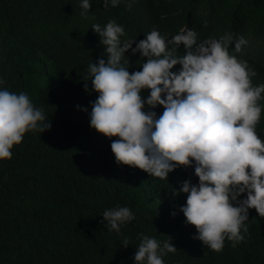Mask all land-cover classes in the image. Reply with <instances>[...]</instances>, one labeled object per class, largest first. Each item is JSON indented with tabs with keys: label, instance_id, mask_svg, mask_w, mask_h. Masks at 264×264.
<instances>
[{
	"label": "trees",
	"instance_id": "16d2710c",
	"mask_svg": "<svg viewBox=\"0 0 264 264\" xmlns=\"http://www.w3.org/2000/svg\"><path fill=\"white\" fill-rule=\"evenodd\" d=\"M253 94L264 0H0V264H264Z\"/></svg>",
	"mask_w": 264,
	"mask_h": 264
},
{
	"label": "clouds",
	"instance_id": "9594fccd",
	"mask_svg": "<svg viewBox=\"0 0 264 264\" xmlns=\"http://www.w3.org/2000/svg\"><path fill=\"white\" fill-rule=\"evenodd\" d=\"M188 28L190 29L191 33L194 36H198V32H197V30L195 28L186 26V29H188ZM161 54L165 55V48H164V44L163 43H161V46L158 49L152 50V55L156 56V55H161ZM247 102L252 107L263 110L264 95H263V97H260L258 94H253L250 97H248ZM234 115H236V114H234ZM232 128L233 129H239V131H240V128H242V130H243V128H244L243 127V122L230 123V125H229V127L227 129L231 130Z\"/></svg>",
	"mask_w": 264,
	"mask_h": 264
},
{
	"label": "bare ground",
	"instance_id": "6f19581e",
	"mask_svg": "<svg viewBox=\"0 0 264 264\" xmlns=\"http://www.w3.org/2000/svg\"><path fill=\"white\" fill-rule=\"evenodd\" d=\"M48 16V15H47ZM62 19V18H61ZM66 21V20H65ZM50 22V21H49ZM78 25H79V23H78ZM64 26V25H63ZM70 31V30H69ZM43 38V37H42ZM42 42V41H41Z\"/></svg>",
	"mask_w": 264,
	"mask_h": 264
}]
</instances>
